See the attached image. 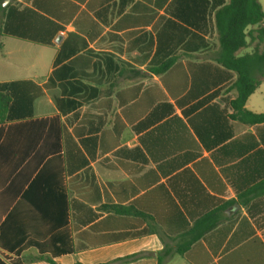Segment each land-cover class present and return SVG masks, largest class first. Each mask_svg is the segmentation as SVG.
<instances>
[{"label":"crops","instance_id":"obj_1","mask_svg":"<svg viewBox=\"0 0 264 264\" xmlns=\"http://www.w3.org/2000/svg\"><path fill=\"white\" fill-rule=\"evenodd\" d=\"M192 6L3 7L0 88L31 115L0 123V264H264V123L232 117L213 27L170 13Z\"/></svg>","mask_w":264,"mask_h":264},{"label":"trees","instance_id":"obj_2","mask_svg":"<svg viewBox=\"0 0 264 264\" xmlns=\"http://www.w3.org/2000/svg\"><path fill=\"white\" fill-rule=\"evenodd\" d=\"M3 1L0 0V14L4 10ZM185 1L193 6L171 8V15L195 29L204 30L211 25L217 40L213 61L236 75L233 88L237 96L231 102L232 117L246 124L264 123V113L245 109L247 99L264 80V10L261 4L258 0H174L177 5ZM249 48L251 51H246ZM176 61L177 57L167 58L156 72L161 73ZM18 109L10 94L0 88V123L30 116L31 102L26 112L18 113Z\"/></svg>","mask_w":264,"mask_h":264},{"label":"water","instance_id":"obj_3","mask_svg":"<svg viewBox=\"0 0 264 264\" xmlns=\"http://www.w3.org/2000/svg\"><path fill=\"white\" fill-rule=\"evenodd\" d=\"M11 0H4L3 1V3H2V7H5L6 6V4L8 3V2H10ZM59 39V38H58Z\"/></svg>","mask_w":264,"mask_h":264},{"label":"rangeland","instance_id":"obj_4","mask_svg":"<svg viewBox=\"0 0 264 264\" xmlns=\"http://www.w3.org/2000/svg\"><path fill=\"white\" fill-rule=\"evenodd\" d=\"M209 38H211V35L209 36ZM246 51H251V48L247 49ZM262 92H264V91H262Z\"/></svg>","mask_w":264,"mask_h":264}]
</instances>
